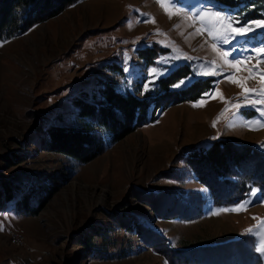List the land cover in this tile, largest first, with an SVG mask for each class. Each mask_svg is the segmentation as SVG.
<instances>
[{
    "label": "rangeland",
    "instance_id": "rangeland-1",
    "mask_svg": "<svg viewBox=\"0 0 264 264\" xmlns=\"http://www.w3.org/2000/svg\"><path fill=\"white\" fill-rule=\"evenodd\" d=\"M218 10L225 24L231 21L229 32L264 21V0L236 8L214 0H80L0 43V183L12 181L23 192L56 189L33 216L12 202L0 206V264H208L200 248L191 257L177 252L240 239L253 243L264 264V195L253 189L240 204L214 206L184 160L185 149L219 139L264 153L258 111L264 104L254 103L264 96L245 99L240 87L262 88L264 62L255 57L264 30L221 44L197 15ZM252 13L258 17L249 19ZM154 48L147 64L141 56ZM223 50L233 55L223 57ZM173 63L175 70L157 76ZM181 65L189 67L193 82L212 79L197 101L158 111L151 124L107 142L86 164L41 147L50 127L81 123L75 100L102 104V81L143 97ZM213 71L218 74H199ZM177 83L170 90L186 89ZM201 100L203 106H193ZM12 233L22 238L20 245L11 242ZM88 237L90 249L84 246Z\"/></svg>",
    "mask_w": 264,
    "mask_h": 264
},
{
    "label": "trees",
    "instance_id": "trees-1",
    "mask_svg": "<svg viewBox=\"0 0 264 264\" xmlns=\"http://www.w3.org/2000/svg\"><path fill=\"white\" fill-rule=\"evenodd\" d=\"M78 1L80 0H0V43L24 34L34 25L57 16ZM214 1L236 8L251 0ZM257 17L258 14L252 13L249 19ZM156 48L152 50L151 56H141L147 64L153 63ZM159 51L163 52L161 49ZM189 76V67L181 65L170 76L158 81L153 94L143 97L129 91L118 92L113 82L102 81L97 94L102 104L75 100L81 123L77 126L50 127L47 136L41 140V147L81 164L89 163L104 152L107 142L120 141L136 128L153 122L158 111L162 112L169 106L186 101L195 102L212 88V79H198L186 89L170 90L171 85ZM20 160L9 162L8 167L16 165ZM184 160L197 182L209 190L214 206L235 205L248 197L253 189H258L264 195V153L251 145H238L219 139L206 146L185 149ZM55 190L54 186H41L38 190L32 188L23 192L21 185L4 180L0 183V206L12 202L17 211L33 216ZM97 236L102 237L99 232L95 234ZM92 239L88 237L84 240V246L88 249ZM241 240L184 249L177 253L191 257L192 252L200 248V255L207 257L208 264H261L260 256L252 247L253 243L249 245L245 243L247 239Z\"/></svg>",
    "mask_w": 264,
    "mask_h": 264
},
{
    "label": "snow or ice",
    "instance_id": "snow-or-ice-1",
    "mask_svg": "<svg viewBox=\"0 0 264 264\" xmlns=\"http://www.w3.org/2000/svg\"><path fill=\"white\" fill-rule=\"evenodd\" d=\"M172 3H176L177 0H171ZM163 6V5H162ZM167 11V8L165 9ZM198 17L201 18L202 23H206L207 26V31L209 35L212 37L214 40H218L221 44H230L233 42L237 37H242L246 36V33L248 32H255L256 29L264 30V21H255L251 24H249L247 27L245 26H240V27H231V31L229 32V27L231 25V21H228V24L224 23V18L225 14H223L221 11H216L215 13L208 14L205 13L203 15L197 14ZM214 17V18H213ZM234 34V35H233ZM213 50L215 51L217 49V45L213 44L212 45ZM221 55L223 57H229L233 55V53H230L228 50H223L221 52ZM256 60L257 63L264 62V46H261L260 48L256 49ZM174 60L178 61L181 59V57H174ZM183 59L187 60V57H183ZM239 62V58H237ZM159 66V65H157ZM232 68H236L237 64L233 63L230 65ZM177 68V64L173 63L169 67L164 69V72L162 73H156L157 76H163L165 74L171 73L173 70ZM250 74L254 71H256L255 67L248 69ZM153 72H155V69H153ZM201 75H217L218 73L213 71V72H208V73H199ZM193 76H189L187 78L181 79L179 83L174 85L176 88H187L193 83ZM229 80H231V76L227 77ZM260 80L262 83V88L261 90H255V89H248L244 88L243 84H240V87L244 89V94H245V99L248 98L249 94H254V95H259V96H264V72L260 73ZM233 83H237L235 80H231ZM145 90H148L147 85H145ZM205 96H211V93H205ZM212 98H215L212 96ZM205 101L201 100L198 104H194L193 106H203V103ZM254 103L257 104H264V100H254ZM242 107V105H238L237 108ZM260 111V114L264 116V108L258 109ZM213 126H215V121L213 122ZM206 191V189H205ZM252 195L255 196V193ZM245 204H250L252 201H245ZM233 211H240L242 210L241 208H234L232 209ZM260 251L264 252V246L259 249Z\"/></svg>",
    "mask_w": 264,
    "mask_h": 264
},
{
    "label": "bare ground",
    "instance_id": "bare-ground-1",
    "mask_svg": "<svg viewBox=\"0 0 264 264\" xmlns=\"http://www.w3.org/2000/svg\"><path fill=\"white\" fill-rule=\"evenodd\" d=\"M10 240L15 245H20L22 242V238L14 233L10 234Z\"/></svg>",
    "mask_w": 264,
    "mask_h": 264
},
{
    "label": "crops",
    "instance_id": "crops-1",
    "mask_svg": "<svg viewBox=\"0 0 264 264\" xmlns=\"http://www.w3.org/2000/svg\"><path fill=\"white\" fill-rule=\"evenodd\" d=\"M149 124H151V123H149ZM240 203H241V202H240ZM240 203H239V204H240ZM232 206H233V205H232Z\"/></svg>",
    "mask_w": 264,
    "mask_h": 264
}]
</instances>
